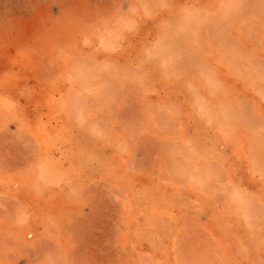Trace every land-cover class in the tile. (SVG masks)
I'll return each instance as SVG.
<instances>
[{
    "label": "rangeland",
    "instance_id": "374dc122",
    "mask_svg": "<svg viewBox=\"0 0 264 264\" xmlns=\"http://www.w3.org/2000/svg\"><path fill=\"white\" fill-rule=\"evenodd\" d=\"M0 264H264V0H0Z\"/></svg>",
    "mask_w": 264,
    "mask_h": 264
},
{
    "label": "clouds",
    "instance_id": "9594fccd",
    "mask_svg": "<svg viewBox=\"0 0 264 264\" xmlns=\"http://www.w3.org/2000/svg\"><path fill=\"white\" fill-rule=\"evenodd\" d=\"M186 15H188V16H194V15H199V13L198 12H196V13H193V12H191V11H186ZM207 79H208V81L209 82H213V77L211 76V75H208L207 76Z\"/></svg>",
    "mask_w": 264,
    "mask_h": 264
},
{
    "label": "bare ground",
    "instance_id": "6f19581e",
    "mask_svg": "<svg viewBox=\"0 0 264 264\" xmlns=\"http://www.w3.org/2000/svg\"><path fill=\"white\" fill-rule=\"evenodd\" d=\"M225 117L227 118V116H225ZM226 118H225V119H226ZM225 119H224L223 121H225ZM226 120H227V119H226ZM225 122H226V121H225ZM223 123H224V122H223Z\"/></svg>",
    "mask_w": 264,
    "mask_h": 264
}]
</instances>
